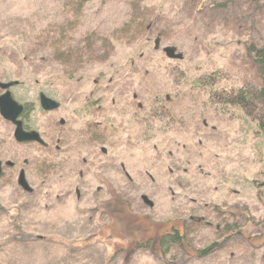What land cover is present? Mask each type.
<instances>
[{
    "label": "rangeland",
    "instance_id": "374dc122",
    "mask_svg": "<svg viewBox=\"0 0 264 264\" xmlns=\"http://www.w3.org/2000/svg\"><path fill=\"white\" fill-rule=\"evenodd\" d=\"M80 2L0 0V80L37 107L48 145L24 153L33 196L0 190V264H264L260 111L211 92L257 87L247 49L264 46V0L213 19L181 0H144L155 19L133 39L118 32L128 0ZM40 93L60 108L41 111ZM171 229L183 243L163 254Z\"/></svg>",
    "mask_w": 264,
    "mask_h": 264
},
{
    "label": "trees",
    "instance_id": "16d2710c",
    "mask_svg": "<svg viewBox=\"0 0 264 264\" xmlns=\"http://www.w3.org/2000/svg\"><path fill=\"white\" fill-rule=\"evenodd\" d=\"M87 1L89 0H84V2L83 0H81L80 4L84 5ZM237 1L238 0H181L182 4L184 5L193 4V7L196 8L198 13L200 14L205 11V9L208 10L212 16V19L219 14L226 13L225 10L228 11L229 8L234 7ZM128 2L130 3L129 6L132 13L130 14L129 21L125 23L122 28L118 29V32H120L119 35L123 38H127L129 36L130 38L127 39H133L135 38L136 34L144 31L146 22L152 24L155 18L153 19V17H151L152 15L149 16L148 8L145 5L144 0H128ZM61 42L62 41H56V43L54 44V41H51L50 47L54 50L55 46L56 49L62 50L66 54H72L71 50H69V47L65 45L61 46ZM73 50L77 53L75 49ZM82 53L80 58L83 57ZM247 55L251 59L257 73V87H242L237 92H234L232 97L226 96L228 92L224 94V91L217 92L211 90V92H214L213 94H216L217 96H224L225 100H227L226 106L239 108L243 113L250 112V110L256 109V106L258 105L260 114L259 118H257V130L264 137V46L261 48H257L256 46L251 45L247 49ZM208 81L209 79L207 80L204 78H198L194 84L208 85ZM230 101L231 103H229ZM234 229L235 234L243 232V229L236 225ZM168 239H170V244L181 243V239L178 237L177 232L176 234L171 235Z\"/></svg>",
    "mask_w": 264,
    "mask_h": 264
},
{
    "label": "flooded vegetation",
    "instance_id": "af4514ba",
    "mask_svg": "<svg viewBox=\"0 0 264 264\" xmlns=\"http://www.w3.org/2000/svg\"><path fill=\"white\" fill-rule=\"evenodd\" d=\"M0 82L2 81L0 80ZM7 83H10V82H7ZM7 83H4V84H7ZM12 88L9 89L10 93H11ZM5 93L6 91L0 89V98ZM40 94H39V97H40ZM11 96H12V93H11ZM39 97H38L39 107L41 111H43L40 105ZM22 106H23V111L21 115L19 116V118H17V121L21 123L22 130L25 133L36 132L40 135V138L44 141L40 133V130L37 129V126H35V122L33 121V114L36 113L37 107L35 105L33 107H30V105L28 104H24ZM0 122H1V125H0V190L11 187V185H15V187L19 189L23 193L24 196L31 197L34 195V188L31 185L34 177L29 169L30 167L29 159L25 157L24 153L25 151L30 150V149L46 151L48 149V145L45 141H44L45 146H42L38 142H19L15 137L16 126L12 122L6 120L1 115V113H0ZM11 153H18L19 158L17 157L11 158ZM35 175L39 176L40 174L38 171H36ZM141 199L143 203L147 205L150 209L154 208L153 203L148 204L143 199V197ZM115 202L117 203L116 199L110 198V204H114ZM234 227H235L234 224L232 225L225 224L223 228H221L220 230L223 229V232L225 231L226 234H228L230 231H233L235 233ZM178 230L179 229H171V231L161 236L159 245H158L159 252L164 254L167 251V247H170L171 245L170 239L168 238L171 235L176 234V232L178 234V237L181 239L180 244L183 243V237L181 236ZM180 244H175V245H180Z\"/></svg>",
    "mask_w": 264,
    "mask_h": 264
},
{
    "label": "water",
    "instance_id": "95a60500",
    "mask_svg": "<svg viewBox=\"0 0 264 264\" xmlns=\"http://www.w3.org/2000/svg\"><path fill=\"white\" fill-rule=\"evenodd\" d=\"M156 50L160 48L159 42H156ZM165 56L170 60H182V55L176 53V49L167 47L164 48ZM18 82H10L4 84L0 82V89L6 91V93L0 98V113L8 121L12 122L16 126L15 137L19 142H38L42 146H45L44 141L40 138V135L36 132L25 133L22 130L21 123L17 121V118L23 111V106L17 103L11 96L10 88L17 86ZM40 105L44 112L56 111L60 108V104L57 101L52 100L43 93L40 94ZM23 181V179H22ZM143 199L148 203L146 197Z\"/></svg>",
    "mask_w": 264,
    "mask_h": 264
}]
</instances>
